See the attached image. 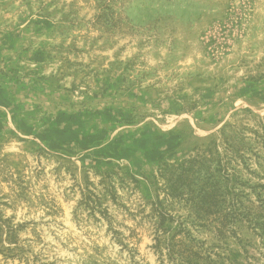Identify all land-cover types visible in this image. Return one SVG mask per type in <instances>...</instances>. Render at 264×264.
<instances>
[{
	"label": "rangeland",
	"instance_id": "1",
	"mask_svg": "<svg viewBox=\"0 0 264 264\" xmlns=\"http://www.w3.org/2000/svg\"><path fill=\"white\" fill-rule=\"evenodd\" d=\"M0 264H264V0H0Z\"/></svg>",
	"mask_w": 264,
	"mask_h": 264
}]
</instances>
